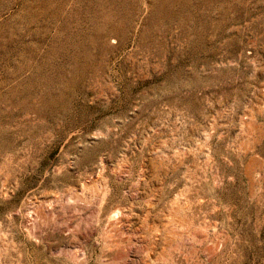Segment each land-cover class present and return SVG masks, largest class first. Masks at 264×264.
Wrapping results in <instances>:
<instances>
[{
	"label": "rangeland",
	"instance_id": "rangeland-1",
	"mask_svg": "<svg viewBox=\"0 0 264 264\" xmlns=\"http://www.w3.org/2000/svg\"><path fill=\"white\" fill-rule=\"evenodd\" d=\"M0 264H264V0H0Z\"/></svg>",
	"mask_w": 264,
	"mask_h": 264
}]
</instances>
